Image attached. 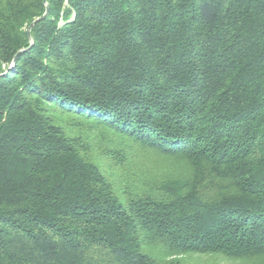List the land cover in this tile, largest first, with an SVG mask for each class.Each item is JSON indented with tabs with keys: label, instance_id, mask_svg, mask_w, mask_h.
Listing matches in <instances>:
<instances>
[{
	"label": "trees",
	"instance_id": "1",
	"mask_svg": "<svg viewBox=\"0 0 264 264\" xmlns=\"http://www.w3.org/2000/svg\"><path fill=\"white\" fill-rule=\"evenodd\" d=\"M0 0V264H264V0Z\"/></svg>",
	"mask_w": 264,
	"mask_h": 264
},
{
	"label": "rangeland",
	"instance_id": "2",
	"mask_svg": "<svg viewBox=\"0 0 264 264\" xmlns=\"http://www.w3.org/2000/svg\"><path fill=\"white\" fill-rule=\"evenodd\" d=\"M189 264H243L241 260L230 259L220 254L192 253L182 256Z\"/></svg>",
	"mask_w": 264,
	"mask_h": 264
},
{
	"label": "water",
	"instance_id": "3",
	"mask_svg": "<svg viewBox=\"0 0 264 264\" xmlns=\"http://www.w3.org/2000/svg\"><path fill=\"white\" fill-rule=\"evenodd\" d=\"M45 4H46V12H45V14H44L42 17L37 18L35 21H33V22L31 23V25H30L29 28H28L29 33H30L31 28L33 27V25H34L37 21H39L40 19L44 18V17L48 14V10H49V8H48V4H47V1H46V0H45Z\"/></svg>",
	"mask_w": 264,
	"mask_h": 264
}]
</instances>
